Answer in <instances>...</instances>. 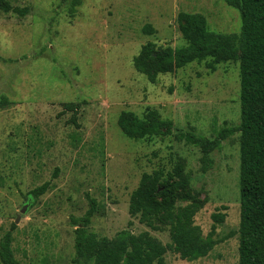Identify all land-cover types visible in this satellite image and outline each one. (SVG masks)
I'll return each mask as SVG.
<instances>
[{
    "label": "rangeland",
    "instance_id": "rangeland-1",
    "mask_svg": "<svg viewBox=\"0 0 264 264\" xmlns=\"http://www.w3.org/2000/svg\"><path fill=\"white\" fill-rule=\"evenodd\" d=\"M10 2L29 11L0 10V242L11 233L20 264H78L75 231L90 198L97 210L89 231L112 238L125 228L149 230L129 212L131 193L144 172L170 169L179 156L204 203L196 223L205 235L215 225L218 243L192 261L168 249L166 264H239L240 134L206 164L198 147L172 133L135 140L117 122L123 110L143 116L156 109L175 127L209 138L238 125L239 62L211 70L195 61L152 82L133 59L149 41L184 45L182 11L200 12L210 29L231 33L240 31L239 10L225 0H81L74 13L70 0ZM148 23L154 33L143 31ZM151 233L171 241L167 231Z\"/></svg>",
    "mask_w": 264,
    "mask_h": 264
},
{
    "label": "trees",
    "instance_id": "trees-1",
    "mask_svg": "<svg viewBox=\"0 0 264 264\" xmlns=\"http://www.w3.org/2000/svg\"><path fill=\"white\" fill-rule=\"evenodd\" d=\"M70 1V12L74 13L81 0ZM225 2L240 12L239 32L214 31L209 28L204 14L182 11L178 22L186 43L172 47L158 46L149 41L142 45L133 63L139 72L154 82L161 73L174 72L195 61H205L211 70H215L219 63L239 62L240 123L224 125L214 138H209L194 129L175 127L172 120L163 118L156 109H148L143 116L123 110L117 122L122 132L135 140L172 133L178 141L198 147L206 164L212 151L220 148L224 140L239 133V264H264V0ZM0 10L19 16L29 11L28 7L14 6L10 0H0ZM143 31L151 34L155 29L148 23ZM79 106L76 103L65 105L69 110H76ZM71 121L76 122V115ZM47 188L48 183H45L33 189L32 194L37 197ZM96 205V200L90 198L89 210L77 220L75 249L78 264H166L168 249L180 258L192 261L208 256L218 243L215 225L205 235L196 223L195 217L204 203L193 189L184 159L179 156L170 169L161 166L144 172L131 193L129 212L149 230L136 233L125 228L112 238L99 236L87 228L97 210ZM214 218L217 222L224 219L221 214H215ZM151 231H167L170 243L165 245ZM11 242V233H6L0 242L2 264H20Z\"/></svg>",
    "mask_w": 264,
    "mask_h": 264
},
{
    "label": "water",
    "instance_id": "water-1",
    "mask_svg": "<svg viewBox=\"0 0 264 264\" xmlns=\"http://www.w3.org/2000/svg\"><path fill=\"white\" fill-rule=\"evenodd\" d=\"M25 208V207H24ZM24 208H23V210L22 211H24Z\"/></svg>",
    "mask_w": 264,
    "mask_h": 264
}]
</instances>
